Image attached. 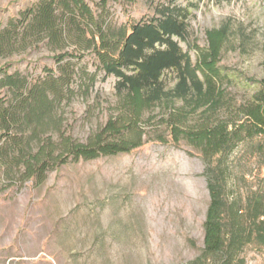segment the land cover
I'll list each match as a JSON object with an SVG mask.
<instances>
[{"label": "trees", "instance_id": "trees-1", "mask_svg": "<svg viewBox=\"0 0 264 264\" xmlns=\"http://www.w3.org/2000/svg\"><path fill=\"white\" fill-rule=\"evenodd\" d=\"M188 14L162 5L152 18L117 24L106 4L95 11L86 0H37L0 23V194L7 182L42 184L62 165L130 153L150 140L185 141L204 162L209 204L200 253L178 264H246L244 249L264 245V188L233 191L234 160L243 148L264 161V86L243 100L228 90L220 61L230 22L206 30L194 61L180 45ZM42 43L57 52L56 69L37 79L11 70L10 58ZM86 55L116 83L108 119L81 141L65 127L62 107L77 75L95 82L76 64Z\"/></svg>", "mask_w": 264, "mask_h": 264}, {"label": "rangeland", "instance_id": "rangeland-1", "mask_svg": "<svg viewBox=\"0 0 264 264\" xmlns=\"http://www.w3.org/2000/svg\"><path fill=\"white\" fill-rule=\"evenodd\" d=\"M36 1L0 0V23ZM86 1L95 11L106 4L117 24L152 18L162 5L187 10L189 34L180 45L194 61V45L206 44V30L230 22L220 61L228 90L243 100L264 86V0ZM56 53L42 43L8 62L12 71L37 79L45 68H57ZM76 64L96 79L91 85L77 75L75 95L64 101L62 113L68 132L84 141L108 119L116 78L98 71L93 55ZM167 83L175 84L173 76ZM203 172L199 152L168 137L130 153L62 165L42 184L7 182L0 194V264L185 263L203 247L209 204ZM233 175V191L264 188V161L241 148ZM242 257L246 264H264V245H248Z\"/></svg>", "mask_w": 264, "mask_h": 264}]
</instances>
